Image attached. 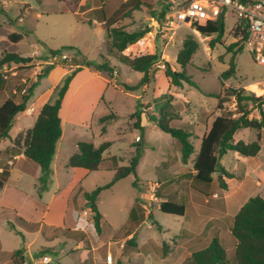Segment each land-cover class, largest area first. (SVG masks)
<instances>
[{"label":"rangeland","instance_id":"1","mask_svg":"<svg viewBox=\"0 0 264 264\" xmlns=\"http://www.w3.org/2000/svg\"><path fill=\"white\" fill-rule=\"evenodd\" d=\"M127 1L43 0L40 4L41 0H0V58L7 51L29 56L36 49L41 50V53L34 52L30 62L25 65L6 63V69L0 67L7 76L6 87L0 92V104L10 96L19 100L23 89L36 83L38 74L44 68L59 65L73 70L76 68L75 64L81 61L80 57H75L73 51H62L60 55L52 57L49 49L73 46L85 54L92 63H100L103 58H107L111 64L120 67L110 80V84L117 89L104 90V99L110 103L104 104V99L100 101L96 96L102 89L101 84L94 83L90 88L88 86L82 88L81 82L87 73H80L63 99V109L70 115L65 123V130L70 132L73 128L74 137L96 145L104 141L111 142L110 148L104 153L106 163L111 164V157L115 155L119 159V165H127L140 136V131L135 125L136 119L130 116L135 112L138 103L146 101L141 107L143 112L141 125L145 126L144 148L137 174L120 179L111 188L101 192L98 201L103 216L100 223L101 231L97 232L93 220L90 221L85 225L86 234L82 242L84 251L78 253L73 248L69 252L76 243L74 239H66L65 235L57 233L58 237L52 241L46 240L42 235L28 232L38 230L41 223L46 225L55 221L61 225L60 216L65 210L68 191L60 194L54 203L51 202L48 217L42 218L39 213L45 210V206L40 205V198L37 196L38 181L34 177V167H37V164L27 160L29 164L27 166L13 158L23 153L22 144H15V139L18 135L22 138L35 123L32 106L36 98L41 97L52 102L57 99V88L62 82L61 80L54 86L57 74L52 79L45 77L40 79L36 85V96L32 95L28 103V113L22 115L18 122L16 120L10 138L5 139L0 145V168L9 172L13 169L7 190L0 191V264H16L13 252L23 248L33 237L36 238L29 250L30 254L23 249L24 264H39V259L44 256L50 258L48 264H168L163 259L172 251L170 245L175 248L178 244L175 240L177 235L184 233L191 221L196 222L197 232L200 234L198 242L189 247V251L204 248L211 238L218 237L224 248L231 252L235 246L230 232L235 213L250 197H264L263 129L259 132L242 128L237 132L235 141L245 142L255 140L260 133L261 151L255 157H245L228 151L221 158L222 165L234 176L225 178L227 189L219 187L218 175H215L211 188L204 191L193 181V160L196 153L191 155L187 162H183L175 139L154 126L147 118V115L157 116L167 98L170 95L174 96L175 92H183L184 89L191 91L193 105L200 108L201 112L205 109L213 110V114L221 112L216 108V98L207 97L189 85L176 88L168 84L164 74L165 68L169 65L174 70H180L176 56L188 35L196 38L199 49L192 64L187 67V73L193 77L201 91L224 96L226 88H244L257 97L263 92L264 66L257 64L242 42H239L232 52L227 49L238 40L233 33L237 17L232 13L226 15L224 37L221 43H216L213 48L212 36L195 34L186 26L175 32L165 29V16L170 10L168 0H146L149 3L148 7L141 5L138 9L128 11L119 17L113 24L116 27L127 31L149 29L143 38L125 50L126 54L136 57L159 53V59L151 69L148 81L141 83L142 73L132 70L110 55L105 30L99 25L87 22L95 18L94 10L101 8L99 5L105 8L106 18H111ZM89 9L91 10L85 15L82 14V11ZM14 32L24 36L18 43L9 38ZM239 47H243V51L235 58L236 74L229 79L221 80L220 74L228 68L233 52H237ZM65 54L66 59L62 58ZM46 61L49 63H45ZM138 95H142L143 99H137ZM174 102L176 103V98ZM179 104L184 108L185 104ZM223 107L224 110L235 109V98L230 97ZM99 115L101 116L97 121L96 117ZM105 116L115 118L103 124L106 131L102 133L99 120ZM250 117L259 118L257 107L251 112ZM174 124L181 125L182 121ZM193 143L196 148L199 147L196 138H193ZM9 160H12V163H8ZM60 164L59 161L58 176L59 182L62 183L65 178L61 175ZM80 171L85 172L84 169ZM113 174L112 171L105 169L91 172V176L83 181L82 186L87 191L93 190L110 182ZM17 180L22 183L23 192L13 188ZM151 183L158 184L154 191L144 187L145 184ZM151 193H154L153 198ZM51 194L52 189H49L43 201L48 203ZM169 198L185 204L183 217L160 211L163 199ZM135 203L141 207L142 219L137 227L131 228L129 215ZM34 208L37 210L36 214ZM199 215H203L204 219L213 218L206 227V229L211 227V233L202 231L200 226L202 218ZM47 226L44 227L42 234L52 235V227ZM132 236L135 238L134 243H128ZM52 245H56L57 254H52V247H47ZM109 257L112 258V263L108 262ZM82 258L84 260L80 261ZM170 258L173 264H191L189 253L184 251L175 252Z\"/></svg>","mask_w":264,"mask_h":264},{"label":"trees","instance_id":"2","mask_svg":"<svg viewBox=\"0 0 264 264\" xmlns=\"http://www.w3.org/2000/svg\"><path fill=\"white\" fill-rule=\"evenodd\" d=\"M141 5L149 6L146 0H129L121 5L111 18H106L104 7L94 10V19L87 22L93 24V20H97L100 26L105 30L107 37V47L110 55L128 65L132 70L143 74L141 83H146L149 73L159 59V53L143 54L131 57L125 53V50L143 38L148 32V28L127 31L124 28L114 26L119 17L125 15L128 11L138 9ZM226 13L213 21H202L196 25L200 34L204 36H212V48L216 43H221L225 34ZM234 36L238 38L237 42L232 43L227 49L232 52L234 47L245 41L248 35L247 24L244 20L238 19L233 30ZM23 38L22 34L13 33L10 40L19 42ZM246 48V46H245ZM199 49V42L193 35H188L183 40L181 48L176 56V63L180 70H174L169 65L166 66L164 74L168 79L169 86L183 88L185 85L196 88L207 97L217 99L216 108L220 110L210 127L202 137L201 145L196 153L193 143L194 125L190 123H182L175 125V122L182 120L181 111L183 107L179 103L174 102V96L170 95L166 102L161 106L157 116L147 115V118L154 123L160 130L169 133L179 147L181 160L187 162L191 155L195 154L193 160V176L194 183L208 191L214 183L215 175H218L217 181L220 188L227 189L225 178H233L221 163V158L228 152L234 151L245 157H255L261 151V134L258 133L255 140L245 142L243 140L235 141L234 135L242 128L254 129L261 131L264 127V98L255 96L252 92L244 88L232 89L226 88V94L222 96L216 93H205L201 91L193 77L187 73V67L193 62L194 56ZM62 51H73L75 57H80L81 61L76 63V68L71 70L62 79L61 84L57 88V99L47 102L40 110L34 125L29 128L24 136L18 135L15 144H22L24 157L33 161L41 168V175L38 178V193L48 188L51 175V162L53 160L56 145L62 136V120L60 111L62 101L69 89L73 77L82 67L93 66L98 71H104L112 76L117 71V67L111 64L110 60L103 58L100 63H92L87 56L79 49L73 46H65L57 50L49 49L52 57L58 56ZM243 51V47H239L237 52H233L228 68L220 74L221 80H226L236 74V56ZM30 62V58L24 57L16 52H4L0 58V67L5 63H15L25 65ZM53 67H47L37 76V81L32 86L22 92L20 99L8 97L0 105V142L10 138V132L18 116L27 110L28 103L33 95V90L39 83L40 79L46 77ZM7 80L5 74L0 72V92L6 87ZM21 89L19 90V93ZM230 97L235 98L236 108L233 110H224L223 105L229 101ZM142 104L138 103L131 118L136 119V128L140 131L139 140L134 145L135 150L127 165H119V159L114 155L111 157L112 163L105 161L104 153L110 148L111 142L104 141L99 145L93 142L81 141L78 143V150L68 160V167L82 168L90 172L105 169L112 171L113 177L110 182L105 185L98 186L92 191L84 193V198L92 212L94 228L97 232L101 231L100 223L102 214L98 207V201L101 192L111 188L120 179L129 175H136L137 168L143 155L144 148V131L145 126L141 125ZM259 109V118L250 117L251 112L255 108ZM115 118V116H105L100 118L102 133L106 128L103 125L107 120ZM14 144V145H15ZM10 176L9 170H2L0 173V191L6 185ZM201 192L203 193L204 191ZM160 211L166 214L183 217L185 215V204L174 199H166L160 204ZM141 207L135 203L131 208L129 215V225L135 228L141 222ZM231 236L235 241L232 251H228L222 245L218 237H213L210 243L190 256L191 264H264V197H250L239 209L233 217L231 227ZM135 238L132 236L127 242L134 243ZM16 264H24L23 248L16 249L13 252Z\"/></svg>","mask_w":264,"mask_h":264},{"label":"crops","instance_id":"3","mask_svg":"<svg viewBox=\"0 0 264 264\" xmlns=\"http://www.w3.org/2000/svg\"><path fill=\"white\" fill-rule=\"evenodd\" d=\"M42 1L43 0H41L40 4H42ZM124 1H127V0H124ZM104 3L105 2H103L102 5H104ZM147 4H149V3L147 2ZM98 7H102V6L99 5ZM91 9H93V8H91ZM91 9L86 10V11H82V14L85 15ZM92 25H99L100 26V24L97 22V20H93ZM14 33H19V32H14ZM12 34L9 35V38ZM34 52L41 53V50L36 49L35 51H33V53ZM33 53L29 56H24L22 54H20V55H22L24 57H28L31 60L33 57ZM45 63H49V62L46 61ZM117 68L120 69V67H117ZM70 71L71 70L67 67L62 68L59 65H57L49 71L48 75L45 78L46 79H52V77L55 74H57V79H56L55 84H54V86H56L65 77V75L68 74ZM82 72L87 73V75L84 77L83 81L81 82V86L83 85L82 88L84 86H88L90 88L93 86L94 83L101 84L102 89H100V91H98L96 94L97 98L100 101H103L102 98L104 99V90H107L108 88L117 89L116 86L113 87L110 84L111 76H109L106 72L98 71L93 66H90V67L84 66L73 77L66 95L68 94L69 90L71 89V86L73 85L74 81L77 79L79 74ZM173 95H174V98H176V103L185 104L183 110L181 111L182 123H190V124L194 125V136H195L194 138H196L199 142V147L196 148V146H195L196 153H197L199 148H200V145H201L202 137L205 135V133L208 130V128L210 127L212 121L214 120V118L218 114L217 113L213 114V110H211V109H205L201 112L200 108L198 109L195 105H193V96H192L191 91H186L184 89L183 92H175V93H173ZM35 96H36V87L33 90V97H35ZM136 98L137 99H143L142 95H138V96H136ZM3 102H1V104ZM47 102H51V101L48 99H42L41 97L36 98L35 103L32 106V114L34 116V122H35L40 110L42 109L43 105ZM103 103L109 104L110 102H108L106 99H104ZM142 103H146V101H144ZM26 113H28V109L18 116L17 122L19 121V118ZM60 116H61V120H62L63 132H62L61 138L57 142L55 154H54L53 160L51 162V175H50L48 189L45 190L43 193H41V195L37 194V196H38V198H40L39 199L40 205L45 206V210L41 211L39 214L41 215L42 218L44 217V219H46L49 215V211H50L49 209H50L51 202L54 203V201L57 199V197L60 194H63L64 192L68 191L67 192V198H66L65 210L63 211V213L60 216L61 225H60V223H58V222L56 223L55 221H52V223L46 224V225H48L47 227H50V228L52 227V235H49V236L42 234V231H43L44 227L46 226L45 223H41L38 230H29L28 232L36 233L35 235H42L46 240H52V241L58 237L57 233H59L60 235H65L66 239H74L76 241L75 245H73L69 249V252L74 248L78 253H80V251H84V246H83L82 242H83V240H84L83 238H85V234H86L85 225H88L89 222L93 220V217H92L93 214L90 211V208L87 204L86 199L84 198V193L87 192V190H85L84 187L82 186L83 181L91 176V172L87 171L85 169H84L85 172L84 171L81 172L80 169H82V168L68 167L67 164H68L69 158L71 157L72 154L77 152L78 143L81 141H84V140L74 137V129L73 128L70 132H66L65 123L69 120L70 115L68 114V112L66 110L63 109V101H62V108L60 111ZM76 116L78 117V115H76ZM100 116L101 115L96 117L97 121H98V118ZM236 134L234 135V139H236ZM3 141H5V140H3ZM3 141L0 142V145H1V143H3ZM0 150H1V148H0ZM62 155L64 156L63 159L61 158ZM13 158L16 159L17 162L25 163V165L29 166V164H27V162H26L28 159H26L24 157L23 153L15 155V156H13ZM59 161L61 162V164H60L61 175L65 178L62 183L59 182V176H60L58 173L59 172V170H58ZM8 163H12V160H9ZM55 168H57V171H55ZM34 169H35L34 177H35L36 181H38V178L41 175V168L39 165H37V167H34ZM12 171H13V169H10V176L8 178L6 185L2 189V191L7 190L8 186H9V182H10L11 177H12ZM1 172H2V169L0 168V173ZM94 172H97V171H94ZM194 175H195V171H194ZM17 181L18 182L16 183V185L13 188L20 191V192H23L21 190L22 183L20 182V180H17ZM36 184H37V182L34 183L35 188H36ZM49 189H52V194L50 196L48 203H46L43 201V199H44L45 194L48 193ZM90 191H92V190H90ZM35 199H36V197H35ZM164 200H166V199H163V201ZM241 206H240V208H241ZM34 207H36V205ZM24 209L27 210V208H24ZM239 209H238V211H239ZM36 211H37L36 208H34V213ZM130 211H131V209H130ZM199 216L202 218L201 224H200V226L202 227V231L206 230V232L211 233L212 232L211 227H209L208 229H206V227H207L209 221H211V219H213V218L212 217H205V219H204L203 215H199ZM195 223L196 222L191 221L189 228L186 229V231L184 233L177 235L175 240L178 241V244L175 245V248H174V246L170 245V247H171L170 251L171 250L172 251L170 252L168 257L163 259V261L165 260L168 262V264H173V261L171 263L172 258H170L173 255V253H175V252L178 253V252L184 251L186 253H189V255L191 256V254L193 252L200 250V249H197L194 251H189L190 250L189 247L194 246V244L196 242H198V240H199L198 235L200 233L197 232V227H196L197 225ZM230 232H231V230H230ZM35 238L36 237H33L32 240L29 241V243L27 245L23 246V249H25L26 253L30 254L29 250L34 243ZM211 240H212V238H211ZM210 241H209V243H210ZM59 245H61V244H59ZM47 247L48 248L52 247V254H57L58 249H57L56 245L47 246ZM84 258L80 259V261H83ZM77 264H79V263H77Z\"/></svg>","mask_w":264,"mask_h":264},{"label":"built area","instance_id":"4","mask_svg":"<svg viewBox=\"0 0 264 264\" xmlns=\"http://www.w3.org/2000/svg\"><path fill=\"white\" fill-rule=\"evenodd\" d=\"M168 3L170 10L165 16V29L174 32L186 26L195 34H200L196 27L198 23L216 20L223 12L226 15L232 13L237 17V20H244L248 28L245 46L257 64L264 66V0H168ZM62 58L66 59L67 55H63ZM6 68L7 64L5 63L3 69ZM5 78H7L6 75ZM25 82L26 80H24ZM25 91L26 89H23V92ZM258 96L264 98V89ZM262 106L264 112V104ZM157 186V183L144 185L152 191ZM153 194L151 193V198H153ZM50 261L49 257L44 256L39 259V264H48ZM108 262L112 263L111 257L108 258Z\"/></svg>","mask_w":264,"mask_h":264}]
</instances>
